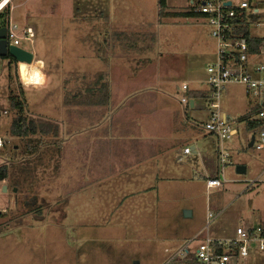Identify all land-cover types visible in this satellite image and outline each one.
Instances as JSON below:
<instances>
[{
    "label": "rangeland",
    "instance_id": "1",
    "mask_svg": "<svg viewBox=\"0 0 264 264\" xmlns=\"http://www.w3.org/2000/svg\"><path fill=\"white\" fill-rule=\"evenodd\" d=\"M13 7V22L35 34L33 43L23 41L22 48L45 59L49 73L47 89L39 90L45 87L46 63L40 73V62L23 65L24 83H38L25 87L18 66L9 73V60L0 58V135L7 142L0 161L9 162L11 173L13 165L19 167L30 158L22 152V140L10 131L17 116L10 95L26 100L29 119L62 120L67 108L64 95L82 85L83 74L103 69L92 43L101 34L112 33L111 26L154 31L157 59L165 55L172 62L171 55H178L180 70L174 72L178 85L196 87L206 97H194L195 108L183 104L190 135L187 146L198 150L180 159L172 157L160 170L165 180L149 178L152 187L130 186L122 178L84 184L83 171L68 168L69 164L52 180L57 174L51 155L45 167L36 166L34 179L21 192H14L10 179L0 182V208L6 210L0 218V264H183L172 258L186 246L197 249L200 240H191L206 227L208 213L215 215L206 232L211 237H231L238 227L259 225L264 218V150L250 147L258 134L240 120L258 100L243 84H230L221 95L219 114L226 115L237 135L221 141L206 131L214 112L209 106L207 67L215 60L217 46L202 20L160 18L158 0H13ZM7 8L11 17L12 4ZM166 10L190 13L193 7L191 0H167ZM255 34L264 35V28ZM259 62L264 64V57ZM221 153L230 157L226 164ZM239 168L245 172L238 173ZM210 178H218L222 187L208 189ZM130 188L141 192L118 200ZM251 259L264 260V253L253 250L242 264Z\"/></svg>",
    "mask_w": 264,
    "mask_h": 264
},
{
    "label": "crops",
    "instance_id": "2",
    "mask_svg": "<svg viewBox=\"0 0 264 264\" xmlns=\"http://www.w3.org/2000/svg\"><path fill=\"white\" fill-rule=\"evenodd\" d=\"M111 28L114 29L112 33L101 34L102 37L94 38L93 43L91 40L95 56L102 61L103 69L83 74L82 81L87 88L90 80L102 75L103 81L109 85V100L75 105L67 103L66 94L64 104L67 108L62 120L41 118L60 127L59 137L52 139L51 144L53 169L57 174L51 179L59 178L62 168L69 164L68 168L73 166L83 171L80 178L84 184L101 185L108 179L122 178L128 180L130 186L152 187L149 178H162L160 170L166 165L168 167L172 157L174 160L180 159L183 150L188 147L187 113L181 98L191 97L200 91L190 85L188 92L181 91L187 84L179 86L174 73L180 70L178 55H171L172 62L165 55L157 59L154 55L156 41L152 42L146 37V34L154 31L130 25ZM121 32L124 34L119 35ZM96 42H99V46ZM35 62L42 64L39 73L45 69V63L47 65L45 87L39 89L46 90L48 63L36 56ZM12 66L18 65L8 63L9 73ZM9 78L10 87V74ZM173 84H176L174 89ZM193 99L191 97V108L196 107ZM25 103L27 107L26 100ZM80 126L83 129L78 131L77 127ZM191 150L194 153L198 148L192 146ZM170 177L173 178L172 174ZM45 182L47 180L43 184ZM140 192L130 188L118 200L124 202ZM135 209L131 208L132 211ZM260 221L259 225H264V218ZM254 259L247 264H264V260Z\"/></svg>",
    "mask_w": 264,
    "mask_h": 264
},
{
    "label": "built area",
    "instance_id": "3",
    "mask_svg": "<svg viewBox=\"0 0 264 264\" xmlns=\"http://www.w3.org/2000/svg\"><path fill=\"white\" fill-rule=\"evenodd\" d=\"M11 4V17L6 26L9 45L22 47L23 41L33 43V29L20 28L12 20L13 0H0V13ZM191 6L192 12L205 23L217 46L215 60L207 67L206 82L212 95H208L209 106L214 112L205 124L206 131L221 141H231L237 135L238 131L231 126L228 118H222L219 114V101L230 84L240 83L245 86L249 96L258 100L254 108L260 107L259 111L249 121L257 124L253 129L258 134L253 136V147L264 150V64L258 63L264 57V35L255 34L264 28V0H191ZM181 91L188 92V85H184ZM190 102L189 97L181 98L182 104L188 105ZM3 114H8V111L4 110ZM6 145V140L0 135V150L5 149ZM191 153L190 147L183 150V156ZM229 158V155L221 153L223 164ZM220 187L222 183L218 178L207 180L208 189ZM5 213L6 210L0 208V218ZM214 218L213 213H208L206 227L191 240H200L197 249L191 251L186 246L172 260L181 259L183 264L191 260L197 264H242L253 250L264 253V225H255L249 229L238 227L231 237H211L206 232Z\"/></svg>",
    "mask_w": 264,
    "mask_h": 264
},
{
    "label": "trees",
    "instance_id": "4",
    "mask_svg": "<svg viewBox=\"0 0 264 264\" xmlns=\"http://www.w3.org/2000/svg\"><path fill=\"white\" fill-rule=\"evenodd\" d=\"M159 3V16L164 17H196L197 15L193 12L190 13H169L167 9V0H158ZM10 10L7 8L3 13H0V29L6 27L9 22ZM109 33V32H107ZM105 33V34H107ZM124 34L123 32L119 35ZM146 37L152 42L155 41L156 34L149 33ZM107 42V41H106ZM105 42V43H106ZM99 46V42H96ZM100 52V50L98 51ZM9 60L10 65L16 64V61L11 57L7 56L5 58ZM12 79V78H11ZM83 83V82H82ZM87 88L82 84L79 88L75 89L73 92H69L67 96V103L82 105V104H92V102L107 101L110 98L109 85L103 81L102 75H97L93 80H90L86 84ZM24 90V89H23ZM206 93L195 92L191 97L204 96ZM21 95H10L9 101L11 103V109L16 111V117L11 125V134L14 137L19 138L23 142L22 152L24 155L28 156L30 159L24 160L19 167L13 165L14 172L11 173L9 162L1 163L0 161V182L11 180L12 188H17L19 192L27 188L28 180L34 179L31 174L36 171V166L45 167V159L47 155H51V144L52 139L59 137L60 127L58 124L43 120V119H29L26 114V103L25 99L20 97ZM190 97V98H191ZM93 102V104H94ZM260 107L252 108L250 113L240 118L241 122H246L249 130H253L257 124L250 122V117L257 111ZM21 148V147H20ZM20 150V149H19ZM12 167V168H13ZM194 256H192L193 258ZM186 264H197L194 261H189Z\"/></svg>",
    "mask_w": 264,
    "mask_h": 264
},
{
    "label": "water",
    "instance_id": "5",
    "mask_svg": "<svg viewBox=\"0 0 264 264\" xmlns=\"http://www.w3.org/2000/svg\"><path fill=\"white\" fill-rule=\"evenodd\" d=\"M7 27H2L0 29V58H5L7 56H11L18 65V71L20 80L22 79V66L23 65H32L35 61V54L31 51H28L22 47L9 45L7 39ZM193 105V103H192ZM254 137L250 142V147H253ZM245 170L243 168L238 169V173H244ZM18 189H14V192H17ZM7 191V187H4V192Z\"/></svg>",
    "mask_w": 264,
    "mask_h": 264
},
{
    "label": "bare ground",
    "instance_id": "6",
    "mask_svg": "<svg viewBox=\"0 0 264 264\" xmlns=\"http://www.w3.org/2000/svg\"><path fill=\"white\" fill-rule=\"evenodd\" d=\"M22 68H23V66H22ZM24 82V81H23ZM25 84V86H29L30 84H26V83H24ZM33 84V83H32Z\"/></svg>",
    "mask_w": 264,
    "mask_h": 264
}]
</instances>
